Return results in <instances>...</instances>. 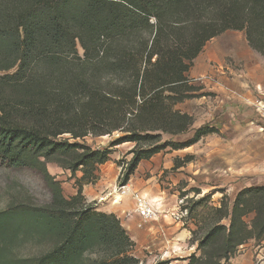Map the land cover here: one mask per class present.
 Masks as SVG:
<instances>
[{"label":"trees","instance_id":"trees-1","mask_svg":"<svg viewBox=\"0 0 264 264\" xmlns=\"http://www.w3.org/2000/svg\"><path fill=\"white\" fill-rule=\"evenodd\" d=\"M229 30L243 32L264 57V0H0V162L36 171L51 194L48 204L0 212L5 247L27 238L52 244L10 264H85L97 251L104 258L89 264H138L120 220L94 211L82 188L98 180L109 148L133 145L118 182L126 185L141 161L217 132L204 125L187 141L163 139L192 127L193 117L176 109L197 90L187 73L206 44ZM114 134L108 149L79 142ZM51 161L75 179L74 196L66 198L49 174ZM211 196L183 208L200 253L188 264H221L264 239V186L244 188L232 202L223 195L218 207Z\"/></svg>","mask_w":264,"mask_h":264},{"label":"rangeland","instance_id":"rangeland-1","mask_svg":"<svg viewBox=\"0 0 264 264\" xmlns=\"http://www.w3.org/2000/svg\"><path fill=\"white\" fill-rule=\"evenodd\" d=\"M187 76L197 90L192 98L176 105V109L192 116L193 125L184 134L164 135L163 139L187 141L196 129L204 125L214 127L217 132L188 148H168L143 162V180H150V186L157 187L156 192L160 196L156 200L148 199L160 213L145 225L143 232L153 224H161L164 230L178 224L188 231L189 238L183 243L182 251L171 248V244L165 241V238H170L169 234L159 237L158 249L144 245L142 248L134 242V248L128 254L136 258L138 264H188L190 256L200 257L196 244L190 243V231L196 229L195 222L189 219L183 208L192 207L206 194H212L209 204L218 207L223 195L232 202L242 189L264 186V57L248 47L243 32L229 30L206 44ZM118 136H87L79 142L93 149H108ZM62 138H69V135ZM125 145L109 148L111 151L118 149L110 154L117 157V160H112L116 166L120 163L125 165L131 158L128 152L133 145ZM47 170L61 183L66 198L76 194L75 179L70 178L69 171L54 161L47 164ZM81 175V172L76 173V177ZM71 188L75 189L73 195H70ZM196 190L200 194L196 195ZM107 194L102 197L107 198ZM50 201L51 194L40 174L25 168H9L0 162V212L19 203L44 205ZM97 201L91 204L92 209L110 214L107 211L112 197ZM197 211L202 212L200 208ZM200 235L201 231H198L196 236ZM246 244L256 247L251 264H264V239L259 242L251 240ZM245 245L240 246L227 262L220 263L233 264ZM51 246V241L43 239L27 238L6 247L0 242V264L30 261ZM104 256L101 251L89 253L85 256V264L102 260Z\"/></svg>","mask_w":264,"mask_h":264},{"label":"crops","instance_id":"crops-1","mask_svg":"<svg viewBox=\"0 0 264 264\" xmlns=\"http://www.w3.org/2000/svg\"><path fill=\"white\" fill-rule=\"evenodd\" d=\"M199 57H197L195 61L198 60ZM123 146L126 145L123 144L117 146V148H122ZM114 150L118 149H113L112 152H114ZM110 159L109 162L100 166L98 180L94 184L85 185L82 188V195L89 204H94L104 193H111L118 184L121 169L112 162V160H117V157H112V155H110ZM143 162L146 161H141L131 175L126 185L127 193L120 196V201L118 203H112L107 212L114 214L120 220L121 225L136 245L142 248L144 245L146 248L158 249L159 247L157 246L160 245L158 242L159 237H165V234H169L170 238H165V241L171 244V248H177L179 251H182L183 243L189 238V234L186 229H183L182 226L179 227L178 224L167 230L162 229L163 226L161 224L158 226H155L157 224H153L143 232L145 225L151 221L143 223L137 216L134 203L131 200V195L136 193L147 200H156L160 198L159 192H156L157 187L150 186V180H143ZM71 191L70 195L75 194V189L71 188ZM157 191H159V189ZM118 198L117 196V199ZM169 231H171V233H168ZM174 231L175 235L173 234ZM241 252V255L233 261V264H251L256 254V247L254 248L252 244H246Z\"/></svg>","mask_w":264,"mask_h":264},{"label":"built area","instance_id":"built-area-1","mask_svg":"<svg viewBox=\"0 0 264 264\" xmlns=\"http://www.w3.org/2000/svg\"><path fill=\"white\" fill-rule=\"evenodd\" d=\"M126 167V165L120 166L121 174L119 176L118 182L123 177V169ZM127 193L126 185H120L119 183L115 187V189L108 193L106 196L107 198L112 197V203H118L120 200L117 201L116 197L121 196ZM107 198L101 197L98 199L97 202L105 201ZM131 200L134 203V209L137 214V216L141 219L143 223L153 221L155 217H157V214L160 213L159 209L156 208L152 203H150L147 199H145L143 196L138 195L136 193H133L131 195ZM89 204V203H88Z\"/></svg>","mask_w":264,"mask_h":264},{"label":"bare ground","instance_id":"bare-ground-1","mask_svg":"<svg viewBox=\"0 0 264 264\" xmlns=\"http://www.w3.org/2000/svg\"><path fill=\"white\" fill-rule=\"evenodd\" d=\"M119 197V196H118ZM116 199H117V197H116ZM120 199V197L117 199V201Z\"/></svg>","mask_w":264,"mask_h":264}]
</instances>
